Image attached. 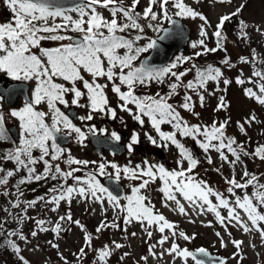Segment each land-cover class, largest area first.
<instances>
[{"label": "snow or ice", "instance_id": "1", "mask_svg": "<svg viewBox=\"0 0 264 264\" xmlns=\"http://www.w3.org/2000/svg\"><path fill=\"white\" fill-rule=\"evenodd\" d=\"M141 2L142 0H127V2L126 0H7L14 14V20L12 23L0 24V72L6 73L12 81L20 83L31 81L35 86L24 106L13 109L10 113L20 121L21 137L14 148L0 154V185H7L9 178L15 177L22 170L25 171L26 174L16 185L19 195L15 202H11L13 208H19L21 203L25 204L27 206L23 210L25 215L17 218L16 215L9 213L12 219L18 220L20 224L24 219H32L26 215L27 209L35 208L38 203H42L45 207L54 205L50 211L56 212L61 202L70 203L78 196L85 201L93 200L99 203L102 210L106 211L105 201H107L117 213V218L122 217L124 225L139 223L149 239L153 237L154 232L160 233L159 239L154 244H149L148 255L142 256L141 260L147 261L149 256L162 258L167 255L173 259L181 258L183 264H188L189 260L192 264H206L204 259L199 258L208 256L206 249L201 247L193 251L181 248L175 242L177 238H182L184 241L194 240L195 234L189 235L179 230L177 224L169 221L155 208L146 193L151 184L160 181L162 186L158 191L162 194L163 207L187 216L189 213L185 204L181 202L183 200L188 202L189 207L200 210L201 214L214 213L221 225H224L226 220L229 223L235 221L244 232H249L251 229L242 220L238 211L242 210L247 214L253 227L259 231L261 238H264V227L261 226V222H264V183H260L259 178L246 169L242 172L240 180L235 176H225L224 180L228 185L226 192L229 194L226 197L224 193L214 190L206 181L196 179L194 169L200 161L177 139V133L183 137H191L204 153L215 151L221 161L233 166L242 163L241 154L264 161V145H257L249 152L235 137L225 135L228 119L214 120L210 125L189 124L178 110L182 109L199 117L200 114L194 111L193 95L203 107L206 95L215 96L221 91L218 87L221 82L225 86L232 83L225 77L221 67L212 64L201 66L195 61L196 58L209 53L220 50L227 52L222 43L225 22H230L233 17L239 16L246 5L241 3L234 12L219 17V22L211 33V37L215 38V46L209 47L206 41L210 39V35L205 28V25L210 26L209 21L205 15L187 4L186 0H146L144 7L140 9ZM196 2L199 3V0ZM217 2L231 4L233 0H217ZM104 12L108 15L106 16ZM174 17L199 18L203 21L199 30L201 39L191 42L190 46L194 50L191 56L176 57L169 65L161 68L149 66V58L141 59L142 54L149 53L150 50H158L161 42L173 38L175 33L164 27V23L176 25ZM248 27L245 21L240 20L241 39L249 38V33L246 31ZM146 29L152 30L155 36L147 37ZM256 31L264 35V29L257 28ZM73 33L77 35H72ZM43 41L58 43L55 47H44ZM141 41L146 42L140 43ZM256 55V50L252 49V61L256 60ZM239 59L241 63H250L248 57L241 56ZM222 64L229 68L234 67L227 55ZM184 65L189 66L183 67ZM189 74H192V79H185ZM241 76L236 77L237 85L246 83ZM253 77L258 80H254ZM261 81H264V70H254L247 78V83L258 84V92L250 87H245L243 92L246 97L264 105V82ZM209 82L217 85L212 91H209ZM153 83L158 85L166 83L169 91L163 95L160 92L144 96L136 94L137 87H149ZM109 87L120 101L117 105L119 111L128 113L140 125L145 123L144 117H147L151 127L158 133L159 139L166 142L163 146H167V142L176 146L180 156L176 169L169 170L163 165H152L147 161L143 166L136 164L134 167L127 165L120 167L112 162L81 160L73 157L69 150L60 146L58 134L65 129L68 130L67 135L75 134V139L81 146H85L84 142L89 134L97 135V129L91 127L86 133L75 125L72 119L57 107V104L67 106L65 96L71 94L72 105L89 109L88 115L79 117L80 120H91L94 112H102L116 119L117 108L110 106L105 91ZM180 89L184 90L183 100L178 105H173L169 101L172 97L180 95L178 91ZM16 90L12 86H0V101L12 98ZM223 91L226 92L227 87ZM82 98L86 99L87 103H81ZM43 104L47 105V111L36 107ZM129 105H133L136 111L134 112ZM228 107L225 96L220 95L214 110H227ZM49 115L50 124L45 119ZM3 120L4 117L0 114V140L7 139ZM121 121L123 122L122 118ZM255 121V115H250L243 123L238 121L237 126L247 136L246 125H251ZM163 124L171 125L175 131H161ZM106 132V129L99 130L101 135ZM110 136L114 141L121 140V136L115 131H112ZM148 139L153 145H157L156 138L148 136ZM137 143L138 136L133 132L127 145L129 153ZM33 150H38L39 155L34 156ZM61 160L68 166L67 170L61 167ZM9 161L14 164L13 169L3 166ZM185 161L187 167L184 166ZM207 162L213 163L211 155L207 156ZM97 163V171L101 175L105 174L106 167L110 166L117 181L121 179V174L129 180L139 181L137 185L131 186V194L124 197L125 204L121 203L118 195H114L104 187L93 173L89 172L86 174L87 178H82L75 173L83 169L72 167L80 165L86 168L89 164ZM37 164L43 165L42 171L37 169ZM215 171L219 172L220 168H216ZM48 180L59 183L52 184L43 195L32 200H19V196H23L20 185ZM69 180L75 183L69 184ZM250 186L256 188L252 194L255 203L249 194L240 195L236 191L246 190ZM32 191L35 192L36 189ZM0 195L8 196L9 192L4 191ZM219 209H225L226 215H222ZM3 210L8 211L6 208ZM60 221H68L79 226L84 231L86 244L91 246L92 234L87 232L79 220H74L70 212L59 217L51 229L52 232L59 235L62 231ZM35 222L40 232L49 231L43 226L45 224L43 219ZM5 223L6 221H0V235L4 236L3 245L11 248L20 264H30L21 254V248L17 243L8 239V237H16L27 241V237L19 229L6 230ZM108 228L119 229L121 224L115 219L111 223L101 220L95 231L99 233ZM37 234V231L31 232L33 237ZM131 235L136 236V233L133 232ZM215 235L220 238L221 247H226L227 243L221 237V233L216 232ZM49 243L53 248H59L58 244L51 241ZM166 243L170 245L167 248L164 247ZM231 243L236 249H241L243 241L231 240ZM112 245L114 249L124 247L116 241H112ZM157 246L162 251L157 252L155 250ZM114 249L104 245L99 250L98 260L107 264V258ZM80 253L84 254L83 248L80 249ZM128 255L129 253H124V256ZM124 256L121 257L122 260ZM239 256V252L233 253V258ZM61 259L68 264L62 254ZM215 264H227V262L219 258Z\"/></svg>", "mask_w": 264, "mask_h": 264}, {"label": "rangeland", "instance_id": "2", "mask_svg": "<svg viewBox=\"0 0 264 264\" xmlns=\"http://www.w3.org/2000/svg\"><path fill=\"white\" fill-rule=\"evenodd\" d=\"M145 3L146 0H142L140 9L144 7ZM186 3L207 17L210 26L205 25V28L210 35V39L206 41L209 47L215 46V38L211 37V33L215 30V25L219 22V17L221 15L234 12L236 7H238L241 3L246 5L239 16L233 17L230 22H225L222 30L224 36L222 43L227 49V52L220 50L216 53H209L206 56L196 58L195 61L201 66L212 64L214 66L221 67L225 77L230 79L232 83L225 86L221 82L218 86L221 91H218L215 96L206 95L203 107L200 106L198 99L195 95H193V100L195 102L194 111L200 114L199 117L193 116L191 113L182 109L178 110L181 111V115L188 121L189 124L210 125L214 120L224 121L225 119H228L229 124L225 129V135L228 137H235L238 142L244 145L247 151L251 152L257 145H264V105L259 104L254 99L246 97L243 89L245 87H250L253 88L254 91L258 92V84L247 83V78L252 75L254 70H264V35L256 31L257 28L264 29V0H233L231 4L219 3L217 0H199V3H197L196 0H186ZM104 14L106 16L108 15L107 12H104ZM180 19L190 27V37L185 47L175 50L169 57L170 59L167 63L154 67L161 68L169 65L176 57L191 56L193 54L194 50L190 46L191 42L201 39L199 36V30L200 26L204 22L199 18ZM13 20L14 14L7 3V0H0V24L12 23ZM240 20L245 21L249 25L246 29L249 33V38L247 40L240 38ZM166 25L167 22L164 23V26ZM72 35L77 34L73 33ZM146 36L154 37L155 33H153L150 29H146ZM145 42L146 41H141L140 43ZM57 43L58 42L55 41L42 42L44 47H55L57 46ZM252 49L256 50L257 55L255 61H252ZM145 54L146 53L142 54L141 58ZM226 55L230 58L234 67L229 68L222 64ZM241 56L248 57L250 63H241L239 59ZM137 64H139V61H137ZM188 66L189 65H184L183 67ZM241 73H243L242 76ZM0 74L8 76L6 73L0 72ZM237 76H241L242 79H245L246 83L244 85H237L235 83ZM185 79H192V74H189V76ZM253 79L258 80L256 77H253ZM27 83L30 86L29 93H32V89L35 85L31 81H28ZM216 87L217 85L214 82H209V91H212ZM225 87H227L226 92L223 91ZM105 91L108 96L110 106L117 108V105L120 103L117 96L111 92L110 87ZM168 91L169 89L167 88L166 83L164 85L153 83L149 87H137L136 94L144 96L155 95V93L160 92V94L163 95ZM178 91L180 92V95L172 97L169 101L173 105H178L183 100L184 90L180 89ZM220 95L225 96L229 107L227 110L215 111L214 109L216 108L218 97ZM80 102L87 103V100L82 98ZM36 107L38 109H43L42 111H47L46 104H44L43 108L41 105ZM129 107H132L134 112L136 111L133 105H129ZM117 113V118L112 119L108 114L94 112L93 114L95 115V120H100L101 123V127L96 126V128L106 129V133L115 131L119 134L121 131H125L130 132L131 134L135 132L139 135L145 136L146 141L149 142L151 146L146 148L144 154L138 150V143L133 145L134 148L131 153L127 150L119 154L107 148L97 150L92 145L88 144L87 141L84 142L85 146H81L77 143L74 133L70 135V141L68 140L63 143L65 145L60 146L69 150L73 157L81 160L97 161L98 163L112 162L116 163L120 167L126 165L134 167L136 164H141L143 166L144 162L147 161L152 165H163L169 170L177 168V160L180 159L179 150L170 142H167V146H163L166 142L159 139L158 133H156V131L151 127L150 121L147 117H144L145 123L140 125L137 121L132 119L131 115L126 112L119 111L118 108ZM0 114L4 117L3 128H6L13 119L18 122V130L21 136L20 121L17 118L10 116V108L4 103V101H0ZM250 115H255L256 121L251 125H246L247 136H245V134L239 130L237 122L239 121L243 123ZM102 117L104 118L100 119ZM121 118L123 122L121 121ZM46 120L51 123V116L49 115L46 117ZM77 126L81 127L82 130L89 127L86 126L84 128L82 125ZM161 131L171 132L175 131V129H173L171 125L163 124L161 125ZM148 136H152L157 139V145H160L161 149L166 153L168 156L167 159L157 158L160 155L155 154L156 150L153 149L156 145L151 143ZM177 139L180 143L184 144L189 151L192 153L195 151L193 155L200 161L194 169L196 179L206 181L209 185H211V187H213L214 190L224 193L226 197L229 194L226 192L228 185L225 183V176H235L238 180H240L242 172L246 169L249 173L255 174L259 178L260 183H264V161L241 154L242 163H238L233 166L221 161L218 153L215 151H210L208 154L204 153V151L195 144L191 137H183L177 133ZM121 140H123L122 136ZM6 143L9 144V147H6ZM233 147H236V145H233ZM12 148L13 143H10V141L2 142V144H0V154H3L4 151H8ZM237 150L239 151V149ZM33 155L38 156L39 154H35L33 152ZM208 155H211L213 159L212 164H208L207 162ZM228 155L230 159H232L230 154ZM60 163L62 168L65 170L68 169V166L63 163V160H61ZM98 163L89 164L86 168L80 165H73L72 167H81L83 169L81 172L75 173V175L81 176L82 178H87L86 174L89 172L93 173L96 179L99 180L105 187L104 182L101 179L102 175L97 171ZM3 166L8 169L14 168V164L10 161L5 162ZM184 166L187 167L186 161L184 162ZM36 167L39 171L43 170L42 164H37ZM216 168H220V171H215ZM25 174V171L22 170L15 177L9 178V183L7 185H0V193L4 191L9 192L8 196L0 195V221H6L5 227H7V230L19 229L27 237V241L19 240L16 237H11V239L14 240L21 248V254L30 262V264H65V260L61 259V254L66 258L68 264H103V262L98 260L99 250H101L104 245H109L114 249L112 241L121 243L124 247L112 250L111 255L107 258V264H137V262H139V264H183V260L181 258L176 257L173 259L167 255H164L162 258L149 256L147 261L141 260L140 258L142 256L148 255L149 244H154L156 240L159 239L160 233L154 232L153 237L149 239L139 223L133 222L130 225H124L122 217L117 218V213L113 210L111 205L107 204V201H105L106 211L102 210L99 203L93 200L85 201L83 198L78 196L70 203L61 202V206L56 212L50 211V208L54 207V205L45 207L42 203H38L35 208L27 209L26 215L28 217H32V219H24L22 224L18 223V220H13L9 213L16 215L17 218L21 215H25L23 211L27 207L25 204L21 203L19 208H13L11 206V202H15L17 196L19 195L16 190V185L19 179ZM106 174H112L114 176V170L108 166L106 167L105 174L103 175ZM120 181L125 184V192L120 197L121 203L125 204L126 201L124 200V197L131 194V186L137 185L139 181L129 180L125 178L123 174H121ZM241 182H243V180ZM35 183H38L40 186L32 188L28 184L20 185V190L23 191V196H19L20 201L32 200L37 196L43 195L47 189L52 186V184H58L59 182L48 180ZM68 183L74 184L75 181L69 180ZM161 186V182L157 181L150 185L146 193L150 197L155 208L158 209L159 212L163 213L169 221L177 224L179 230H182L189 235L195 234V239L191 241H184L182 238H177L175 242L178 243L181 248H188L191 250L201 246L208 251L222 255V258L226 260L227 264H264V238H261L259 231L253 227L251 221L248 220L246 213H243L242 210H238L240 211L242 220H244L251 229L249 232H244L235 221L229 223L226 220L225 224L221 225L216 219L214 213L205 212L201 214L200 210L194 207H189L188 202L183 200L181 202L185 204L189 215H181L178 211H173L170 208L163 207L162 194L158 191ZM39 187L42 189L38 190L37 188ZM32 189H36V191L33 192ZM236 191L240 195L247 193L252 196V194L256 191V188L250 186L246 190ZM252 198L255 203V197L252 196ZM215 202L216 201L214 200V203ZM5 208L8 211H4L3 209ZM219 211L222 215H226L225 209H219ZM69 212L74 220H79L85 226L87 232L92 234L91 246L86 244L84 240V231H82L79 226L68 221H60L62 231L59 235L51 231V229L55 226V223L59 220V217L64 216ZM39 219H43L45 221L43 226L48 228L49 231H39V226L35 222ZM114 219L117 223L121 224V228H108L99 233L95 231L101 220H105L106 223H111ZM209 224L211 226H209ZM225 225L227 227H225ZM261 226L264 227V222H261ZM32 231H37V236L33 237L31 235ZM133 232L136 233V236L131 235ZM216 232L221 233V237H223L224 241L227 243L226 247H221L220 238L215 235ZM229 233L231 235H229ZM231 240L243 241L241 249H236L231 243ZM49 241L54 244H58L59 248H53ZM169 246L170 245L168 243L164 245L165 248ZM81 248L84 249V254L80 253ZM155 250L157 252L162 251L159 246H157ZM235 252H239L240 256L233 258V253ZM124 253H129V255L124 256ZM122 256H124L123 260L121 259ZM188 264H192V261L189 260ZM213 264H215V261Z\"/></svg>", "mask_w": 264, "mask_h": 264}, {"label": "water", "instance_id": "3", "mask_svg": "<svg viewBox=\"0 0 264 264\" xmlns=\"http://www.w3.org/2000/svg\"><path fill=\"white\" fill-rule=\"evenodd\" d=\"M174 19L176 20V25H172L169 22L167 23L166 28L171 29L175 35L173 36V38L161 42V46L158 50H150L149 53H147L145 56L142 57V59H144L145 57H148V64L149 66H155V65H160V64H164L167 61H169V57L171 56V54L173 53L174 50L176 49H182L185 47V44L187 43L190 35H189V26L188 24H186L185 22H183L179 17H174ZM12 87H15L17 89V91L15 92V94L20 90V89H26V85L24 83H15V84H11ZM6 102L9 104V98L5 99ZM12 133V132H11ZM59 136H61V134H58V140L60 142L65 141L67 138H65V140H61V138H59ZM96 138V139H95ZM96 140V141H95ZM93 144L95 147L97 148H101L102 146H106V147H110L112 148V150L119 152L122 149H124V146L122 144L121 141L117 142L111 139L110 136L107 135H96V137L93 136ZM163 158H166V155L163 151L162 153ZM103 179L105 180V184L106 187L111 190L113 192L114 195H118L121 196V194H123L124 189L122 184H120L119 181H117L116 179H114L111 175L110 176H104ZM201 248V247H199ZM194 251V250H193ZM208 256L205 257H199L202 258L206 261V264H213V262L217 261L219 258H222V256H220L219 254L216 253H212L209 252L207 250Z\"/></svg>", "mask_w": 264, "mask_h": 264}, {"label": "flooded vegetation", "instance_id": "4", "mask_svg": "<svg viewBox=\"0 0 264 264\" xmlns=\"http://www.w3.org/2000/svg\"><path fill=\"white\" fill-rule=\"evenodd\" d=\"M9 83H11V78L9 76H5V75L0 74V86L8 87ZM26 84H27L28 88L23 90V91H20L19 92L20 95H18L19 94L18 93L17 95L13 96L12 97V98H14L13 101L9 102L10 113H11V111L13 109L22 108L23 104H25L27 102V100L31 97V93H29L30 86L28 85L27 82H26ZM65 100L68 102L67 106L57 104V107H60L61 111L64 112L66 115H68L69 118L72 119V122L74 124L76 123V125H82V126H84V128L86 126H89L87 129L85 128V130H83V131H85L87 133L89 128H91L92 126L95 127V128H96V126L101 127L100 120L96 121L95 120V115L93 113H92L93 118L91 120H83L82 121V120L79 119V117H83V116L88 115L89 109L88 108H84V107H78L76 105H72L71 104L72 95H70V94L66 95L65 96ZM4 101H5V99H4ZM41 107L43 108L44 104L41 105ZM39 110H43V109H39ZM103 118L104 117H102L100 119H103ZM46 122H47V120H46ZM17 123H18L17 121L12 119L11 123L8 125V127L11 125V130H12V140L11 141L13 142V148L19 143L20 137H21L20 134H19ZM96 129H97V134H99L100 128H96ZM6 132H8V130ZM64 132L67 133L68 130L65 129V130L62 131V133H64ZM107 134H109V133H107ZM130 134H131L130 132H125V131H121L119 133V135H121L123 137V144L125 146L124 151L128 150L127 145H128V143H130V138H131V135H132V134L131 135ZM136 134L138 136V144H137L138 145V150L140 152H142V154H144L145 151H146V148L151 146V144L146 141L145 136L139 135L138 133H136ZM91 136L92 135L89 134L88 139L86 140L87 143L90 144V145H92V142H91V138L92 137ZM7 137H8V139H10L9 132L7 133ZM68 140L69 141L71 140L70 136H69ZM60 145H65V144H60ZM133 148H134V146H133ZM153 149L156 150L155 154H158V155L160 154V152H161L160 145H156ZM33 152L35 154H39L38 150H33ZM157 158L160 159L159 156ZM124 186H125V184H124Z\"/></svg>", "mask_w": 264, "mask_h": 264}, {"label": "trees", "instance_id": "5", "mask_svg": "<svg viewBox=\"0 0 264 264\" xmlns=\"http://www.w3.org/2000/svg\"><path fill=\"white\" fill-rule=\"evenodd\" d=\"M5 229L7 230V227ZM8 239H11V237H8ZM3 240L4 236L0 235V264H20L18 257L11 248L3 245Z\"/></svg>", "mask_w": 264, "mask_h": 264}]
</instances>
